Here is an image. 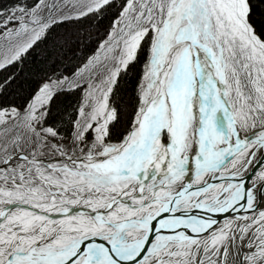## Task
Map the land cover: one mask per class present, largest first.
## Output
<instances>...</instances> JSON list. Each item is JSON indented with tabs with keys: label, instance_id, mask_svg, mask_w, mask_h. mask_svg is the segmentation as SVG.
<instances>
[{
	"label": "snow or ice",
	"instance_id": "6c2138e0",
	"mask_svg": "<svg viewBox=\"0 0 264 264\" xmlns=\"http://www.w3.org/2000/svg\"><path fill=\"white\" fill-rule=\"evenodd\" d=\"M0 264H264V0H0Z\"/></svg>",
	"mask_w": 264,
	"mask_h": 264
}]
</instances>
